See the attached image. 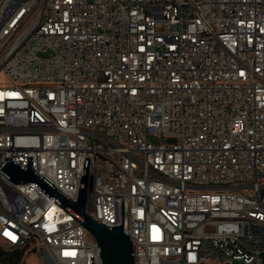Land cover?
Listing matches in <instances>:
<instances>
[{
	"label": "built area",
	"instance_id": "obj_1",
	"mask_svg": "<svg viewBox=\"0 0 264 264\" xmlns=\"http://www.w3.org/2000/svg\"><path fill=\"white\" fill-rule=\"evenodd\" d=\"M7 157L73 201L90 158L87 213L123 224L134 264H264V0H0ZM0 244L101 264L1 171Z\"/></svg>",
	"mask_w": 264,
	"mask_h": 264
},
{
	"label": "water",
	"instance_id": "obj_2",
	"mask_svg": "<svg viewBox=\"0 0 264 264\" xmlns=\"http://www.w3.org/2000/svg\"><path fill=\"white\" fill-rule=\"evenodd\" d=\"M90 158L85 164V174L81 179L76 201L71 200L63 192L54 186V183L46 176H42L33 170V157H28V168L13 157H7L0 166V171L16 184H35L46 195L59 204L67 213L86 228L96 240L100 248L101 264H134L133 244L130 237L125 234L123 224L109 227L96 222L87 213V180L89 177ZM124 218V204L122 203ZM229 264V263H227Z\"/></svg>",
	"mask_w": 264,
	"mask_h": 264
},
{
	"label": "trees",
	"instance_id": "obj_3",
	"mask_svg": "<svg viewBox=\"0 0 264 264\" xmlns=\"http://www.w3.org/2000/svg\"><path fill=\"white\" fill-rule=\"evenodd\" d=\"M24 251L11 248L6 251L0 248V264H24Z\"/></svg>",
	"mask_w": 264,
	"mask_h": 264
},
{
	"label": "rangeland",
	"instance_id": "obj_4",
	"mask_svg": "<svg viewBox=\"0 0 264 264\" xmlns=\"http://www.w3.org/2000/svg\"><path fill=\"white\" fill-rule=\"evenodd\" d=\"M0 248L6 251H11V248L0 244ZM24 264H43L42 260L35 252L24 251ZM237 264V263H235Z\"/></svg>",
	"mask_w": 264,
	"mask_h": 264
}]
</instances>
